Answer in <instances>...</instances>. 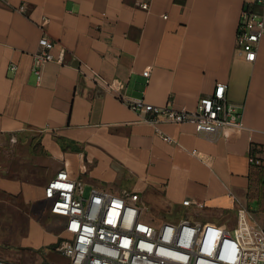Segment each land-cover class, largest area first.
Returning <instances> with one entry per match:
<instances>
[{
    "label": "crops",
    "instance_id": "0c3cea01",
    "mask_svg": "<svg viewBox=\"0 0 264 264\" xmlns=\"http://www.w3.org/2000/svg\"><path fill=\"white\" fill-rule=\"evenodd\" d=\"M243 10L244 0H0V244L18 250L10 263L66 262L50 252L64 238L39 218L55 216L45 187L61 169L84 187L138 193L159 214L195 210L183 207L190 200L205 204L207 222L246 208L264 228V167L249 161L251 148L264 154V39L255 62L238 55ZM44 33L66 48L65 64L38 76ZM218 82L243 123L218 139L145 123L122 100L195 112Z\"/></svg>",
    "mask_w": 264,
    "mask_h": 264
},
{
    "label": "built area",
    "instance_id": "2783aa9c",
    "mask_svg": "<svg viewBox=\"0 0 264 264\" xmlns=\"http://www.w3.org/2000/svg\"><path fill=\"white\" fill-rule=\"evenodd\" d=\"M257 6L264 7V0H244L237 31L236 52L248 63L256 61L258 45L264 39V14L254 10ZM140 7L147 9L148 5ZM16 10L23 13L25 7ZM39 47L34 55L38 76L46 63L65 64L66 48L47 34L39 40ZM143 75L148 78L150 70ZM228 90V83H216L213 94L202 98L195 112L157 107L144 100H122L145 123L189 124L199 137L218 139L227 128L243 127L242 116L227 101ZM164 140L173 141L170 137ZM249 161L263 168L264 154L251 148ZM84 190L66 169L58 171L45 187L51 214L64 220L65 237L57 248L66 259L63 264H264V228L253 222L246 208L237 210L233 230L191 216L156 226L146 221V209L138 193L114 194L93 188L85 196ZM182 205L206 208L190 200ZM0 264L13 263L0 258Z\"/></svg>",
    "mask_w": 264,
    "mask_h": 264
},
{
    "label": "rangeland",
    "instance_id": "374dc122",
    "mask_svg": "<svg viewBox=\"0 0 264 264\" xmlns=\"http://www.w3.org/2000/svg\"><path fill=\"white\" fill-rule=\"evenodd\" d=\"M257 173H258L257 176L259 177V183L261 185L260 186L261 190H263L264 189V169L258 170ZM84 189H85L84 190V194H85V196H87L88 193L90 192V190L92 189V187L90 185L86 184ZM143 206L146 209V214H145L146 221H149V222L153 223V225H156V226L161 224V223H163V222L178 223L182 219H185L187 217L188 213L192 215L191 216L192 219H197L199 221H202L203 223H207V221H211L210 219H208L209 216L205 215L206 212H207L206 209H203V210L195 209L194 210V209H175V208H170L164 214H159L151 206L150 207L149 206L146 207L145 205H143ZM49 211H50V208H49ZM194 213H196V214L198 213L199 215L195 216ZM47 217L49 218V221L51 222V224L53 226L52 227V231L56 235H58L59 242H60L64 238L63 236L65 235L64 232H63V228H62L61 218H59L58 216H39L40 219L41 218L46 219ZM213 225H215L216 227L225 226L228 229L233 230L236 227V225H237V217L233 216V215H230V216H228V218H226L224 220V224L223 225H222V223L220 221H214ZM0 232L1 233H5V231H3V229L0 230ZM6 239H7V237H6ZM4 250H6V251H4ZM17 251L18 250L13 248L10 243L2 242L0 244V258L5 260V261H7V262L12 261V259L10 257H6L5 254H10L11 255L12 253L17 252ZM50 252L52 254H55V256L60 257L61 258L60 259L61 262L64 261L63 258H62V255L60 253H57L55 250H51Z\"/></svg>",
    "mask_w": 264,
    "mask_h": 264
}]
</instances>
